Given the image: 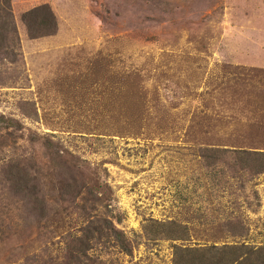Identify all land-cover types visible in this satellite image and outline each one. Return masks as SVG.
Segmentation results:
<instances>
[{"label": "rangeland", "instance_id": "374dc122", "mask_svg": "<svg viewBox=\"0 0 264 264\" xmlns=\"http://www.w3.org/2000/svg\"><path fill=\"white\" fill-rule=\"evenodd\" d=\"M241 245L264 250V0H0V264Z\"/></svg>", "mask_w": 264, "mask_h": 264}, {"label": "trees", "instance_id": "16d2710c", "mask_svg": "<svg viewBox=\"0 0 264 264\" xmlns=\"http://www.w3.org/2000/svg\"><path fill=\"white\" fill-rule=\"evenodd\" d=\"M245 248L244 245L228 247L219 250L215 246L206 249H196L194 256L200 259V264H264V250L255 251ZM195 264V259L189 264Z\"/></svg>", "mask_w": 264, "mask_h": 264}]
</instances>
